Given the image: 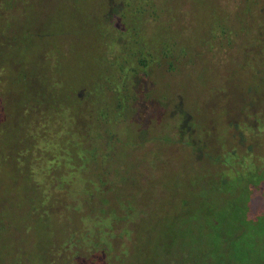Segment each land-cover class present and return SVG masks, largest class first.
Segmentation results:
<instances>
[{
    "label": "rangeland",
    "instance_id": "374dc122",
    "mask_svg": "<svg viewBox=\"0 0 264 264\" xmlns=\"http://www.w3.org/2000/svg\"><path fill=\"white\" fill-rule=\"evenodd\" d=\"M4 1L0 5V264H212L211 258L204 263L195 256L198 250L183 245L182 240L188 239L180 238L177 230V238L169 243L168 224L179 206L195 208L197 224L204 196L214 207L225 200L222 192L204 185L203 174L219 169L220 163L211 161L214 155L232 148L241 153L248 144L264 164V0H162L166 12L161 19L172 21L163 29L167 37L168 29L173 33L170 37L182 56H175L170 66L162 58L149 66L139 83L141 100L133 117L115 129L122 142L118 147H132L136 131L139 144L127 156L130 184L124 189L112 180V198L128 195L129 203L143 210L133 216L135 227L125 235L123 247L110 249L108 255L95 254L92 261L86 260L84 246L73 255L78 241H83V208H71V193L57 198L47 195L45 187L36 189L25 167L16 163L19 158L30 160L29 153L18 150L30 142L28 105L44 94L67 103L75 85L83 81L91 85L96 60H105L110 47L101 23L116 10L110 7L111 0ZM148 31L152 38L159 33L157 26ZM69 106L72 112L74 107ZM233 122L240 123L247 137L242 144ZM247 124L258 128L252 133L245 129ZM113 151L114 168L123 170L121 151ZM88 173L85 165L69 174L84 178ZM67 186L71 191L86 189L76 181ZM181 198L186 203H180ZM186 222L190 223L183 220L181 226ZM195 224L189 228L195 231ZM199 235L206 236L201 231ZM253 240L255 255L243 264H264V225ZM112 245L117 247V241Z\"/></svg>",
    "mask_w": 264,
    "mask_h": 264
},
{
    "label": "trees",
    "instance_id": "16d2710c",
    "mask_svg": "<svg viewBox=\"0 0 264 264\" xmlns=\"http://www.w3.org/2000/svg\"><path fill=\"white\" fill-rule=\"evenodd\" d=\"M2 3L5 1L0 0L3 6ZM109 4L116 12L105 15V23L101 25L106 28L103 35L110 47L104 49L105 60H96L93 82L89 86L86 81L75 85L67 103L65 99L44 94L28 105L32 111L26 128L30 142L18 150L29 153L30 160L24 162L19 158L16 163L25 167L26 176L36 189L45 187L47 195L57 198H67L71 193V208L77 211L83 208L80 226L83 241H78L73 255H78L84 246L87 261L95 254L108 255L110 249H121L125 235L135 227L133 216L143 210L131 205L128 195H121L117 200L112 198L115 191L112 180L124 189L130 184L126 176L127 156L139 144L136 131L132 147H118L122 142L115 129L133 117V109L141 100L139 83L147 75L149 66L159 58L170 66L175 56H182L175 46V38L170 37L173 33L168 29L167 37L164 31L172 21L163 23L161 19L166 12L162 0H111ZM151 26L159 29L156 38L148 31ZM47 55L52 59L50 53ZM69 104L74 107L72 112ZM232 125L237 141L242 144L247 140L243 128L239 122ZM256 127L250 128L247 124L245 129L253 133ZM250 148L247 144L244 152L238 153L232 148L211 157L220 166L217 172L208 170L203 174L204 185L209 191L222 192L225 200L214 207L204 196L202 217L197 224L194 223L196 209L179 206L178 212H172L168 224L169 243L177 238V230L180 238L188 239L182 240L183 245L198 250L200 253L195 256L204 263L211 258L212 264H243L245 258L255 255L251 252L253 237L264 225V164ZM113 150H120L124 158L121 172L112 163ZM85 165L89 169L86 177L69 174ZM72 181L83 183L86 189L81 187L72 192L67 186ZM227 188H231L228 193ZM180 203H186V199L181 198ZM183 220L190 223L181 226ZM194 224L197 234L189 228ZM199 231L206 235L204 239L198 236ZM114 240L117 247L112 245Z\"/></svg>",
    "mask_w": 264,
    "mask_h": 264
}]
</instances>
